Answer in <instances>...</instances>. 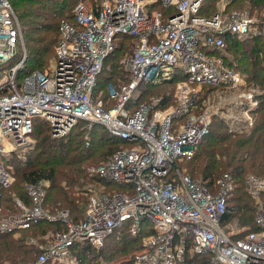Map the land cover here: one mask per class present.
Instances as JSON below:
<instances>
[{
  "label": "built area",
  "instance_id": "1",
  "mask_svg": "<svg viewBox=\"0 0 264 264\" xmlns=\"http://www.w3.org/2000/svg\"><path fill=\"white\" fill-rule=\"evenodd\" d=\"M157 1L175 12L166 15L152 8ZM205 1L79 0L73 8L75 23L60 22L52 63L19 75L27 57L21 20L10 0H0V69L6 71L0 82V188L14 182L4 156L31 143L35 118L49 122L54 136L86 120L127 143L104 163L89 167L122 188L92 193L82 218L67 210L51 213L43 203L44 180L26 184L31 203L15 196L16 210L2 203L0 190V232L46 219L64 226L30 264H80L77 243L100 248L128 221L133 234L149 230L130 264H182L188 252L209 255L208 264H264V176L248 173L244 179L255 199L257 228L236 230L225 220L235 189L233 175L223 172L210 188L180 165L195 155L214 116L235 132L249 131L264 93L216 52L224 50L227 35L259 33L264 21L252 30L254 18L237 9L201 14ZM118 34L136 39L120 59L131 79L108 83L105 98L103 89L97 92L98 77ZM177 69L186 79L177 83L175 102L159 107L162 97L137 101L143 81L158 84ZM204 86L208 93L199 101Z\"/></svg>",
  "mask_w": 264,
  "mask_h": 264
},
{
  "label": "trees",
  "instance_id": "2",
  "mask_svg": "<svg viewBox=\"0 0 264 264\" xmlns=\"http://www.w3.org/2000/svg\"><path fill=\"white\" fill-rule=\"evenodd\" d=\"M10 1L21 20L26 39L27 57L18 71L19 75L29 68L45 70L51 57L55 56L54 46L60 39L61 20L68 19L75 23L73 5L78 0ZM213 1L206 0L200 13H215L217 10L212 12ZM227 4L234 5L240 11H250V16L256 13L257 18L264 21V0H230ZM151 7L164 11L166 15L175 12L174 7L165 6L162 1L155 2ZM263 21L257 22L260 28ZM226 39L224 50L216 52L223 54L225 50H231L235 58L228 60L223 54L226 60L236 68L243 67L242 69L249 72V79L264 90V32L253 33L243 41L231 35H227ZM135 40L131 35H117V46L106 58L98 77L97 92L103 89L105 98L108 96V83L119 85L131 79L130 71L120 63V59L129 51L130 43ZM16 59H12L9 66ZM181 79H186L185 72L177 69L171 78L158 84L151 85L143 81L135 97L138 102L148 101L150 98L145 96H152V90L149 88L166 84L177 86ZM203 89L205 91L200 92L199 101L204 99L208 90L206 86ZM174 94L172 89L158 93L157 97H162L159 107L175 102ZM259 98L261 103L256 109L258 113L255 124L249 131L235 132L226 121L214 116L209 132L196 147L195 155L180 162L187 172L210 188L214 187L223 172L230 171L235 179V189L228 199L225 220L236 217L243 228L251 230L257 228L254 217L255 204L254 198L246 190L244 179L249 172L264 176V93L259 95ZM31 135L33 141L23 146L27 149L11 151L5 158V164L12 170L16 179L9 187L0 188L2 203L16 210L15 196H18L30 204L26 184L44 180L48 182L44 206L53 213L67 210L75 219H79L86 205L85 194L91 190L85 188V184H109L99 175L91 173L88 167L91 164L104 163L117 147L127 143L103 125L86 120H79L65 135L54 136L49 122L35 118ZM110 184L115 187L114 183ZM117 187L122 188L121 185ZM130 224L128 221L117 227L100 248L88 242L77 243L76 253L80 264H130L132 255L141 246L142 236L149 233V230H143L133 234ZM52 226H55L54 230L64 228L60 221L46 219L16 232H0V264H30L40 254L41 244L44 242L42 236ZM21 231L22 234L18 235ZM244 233L240 232L239 236ZM114 259L117 261L112 263ZM208 261L209 255L188 252L182 264H208Z\"/></svg>",
  "mask_w": 264,
  "mask_h": 264
},
{
  "label": "rangeland",
  "instance_id": "3",
  "mask_svg": "<svg viewBox=\"0 0 264 264\" xmlns=\"http://www.w3.org/2000/svg\"><path fill=\"white\" fill-rule=\"evenodd\" d=\"M79 1V0H78ZM78 1H76V2H74V5H73V7L75 6V4L78 2ZM228 1H230V0H214L213 1V5H214V8L212 9V12H214V11H221V12H223V13H227V14H231V12L232 11H234V10H236V8H235V6L234 5H231V6H228ZM70 9V8H69ZM244 10V11H243ZM242 12H244V13H248V15H250L249 14V12L248 11H246L245 9H242L241 10ZM70 13V11L68 12V14ZM72 13V12H71ZM252 17L254 18V20H255V22H256V27L255 26H251V29L252 30H258V29H260V25H259V23H257V22H262L263 20H261V19H259V18H257V16H256V13L255 14H252ZM22 25V24H21ZM262 31L264 32V30L262 29ZM22 33H23V27H22ZM251 35H253V34H250V35H248L247 37H249V36H251ZM23 37H24V43H25V47H26V39H25V36H24V33H23ZM247 37H242V38H240V40H244V39H246ZM56 46V45H55ZM55 46H54V51H55ZM27 50V49H26ZM222 54V53H221ZM223 54H225L226 56H227V59L229 60V59H233V58H235V56H234V54H233V52L231 51V50H225V52H223ZM55 55V54H54ZM53 58H54V56H52L51 57V59L49 60V62H48V66L52 63V61H53ZM122 58V57H121ZM239 64V63H238ZM47 66V67H48ZM237 68H240L239 70L246 76V78H247V81H250L251 83H254V84H256L257 85V83L256 82H254V81H252V80H250L249 79V72L248 71H246V70H244V69H242L243 67H241V66H239V67H237ZM32 68H29L28 70H26L25 71V73L26 72H28V71H30ZM24 74V73H23ZM22 74V75H23ZM5 75H6V71L4 70L3 71V69H0V82L1 81H3L4 80V78H5ZM107 87V86H106ZM177 88V86L176 85H171V86H169V85H161V86H156V87H151V88H149V89H151L152 91V96L151 95H147V96H145V98H153V97H157V94L158 93H163L164 91H166L167 89H172V91L174 90L175 92H176V88ZM208 88V86H206V89ZM201 91H205V89H201L200 90V92ZM259 91H261V92H263L261 89L259 90ZM205 93V92H204ZM207 93H208V91H207ZM207 93H206V95H207ZM228 94H230V93H228ZM151 96V97H150ZM206 97V96H205ZM204 97V98H205ZM260 101H261V99H260ZM264 104V103H263ZM257 111H256V116H257ZM218 117H220V116H218ZM221 118V117H220ZM222 119V118H221ZM245 132V131H244ZM30 141H28V142H32L33 141V136L31 135L30 136ZM27 142V143H28ZM23 146H25V144H22L21 143V145H17V146H15V148H13V149H11L10 151H8L6 154H5V156L4 157H8L9 155H10V153H11V151H14V150H16V149H19V148H21L22 150H24V149H27V148H24ZM93 165H98V164H93ZM92 164L89 166V167H91V166H93ZM89 167H88V169H89ZM12 171V170H11ZM225 172H230V171H225ZM231 173V172H230ZM249 173H254V172H249ZM14 174V173H13ZM248 174V173H247ZM256 174V173H255ZM258 175V174H257ZM259 176H263V175H260L259 174ZM15 179H16V177H15V175H14V181H15ZM105 181H107V180H105ZM107 183H109L108 185H106V186H104V185H102V184H98L97 182H88V183H86L85 184V188H90L91 190L88 192V193H86L85 194V196L87 197L86 199V205H85V207H84V211L82 212V215L80 216V218H82L83 216H84V213H85V211H86V209L88 208V205H89V199H90V195L92 194V193H95V192H99V191H108V190H113L114 188H116V189H119L117 186V183L116 182H114V184H115V187H113L111 184H110V182H107ZM247 190V189H246ZM234 192V191H233ZM248 192V191H247ZM249 193V192H248ZM250 194V193H249ZM251 195V194H250ZM252 196V195H251ZM253 198V197H252ZM263 199H264V196H263ZM253 201H254V204H255V199H253ZM7 207V209L8 210H12V209H10L8 206H6ZM11 207V206H10ZM12 208V207H11ZM51 213H53L52 211H50ZM59 211H57V212H55V213H53V214H57ZM229 221H231V223H232V227L233 228H235L236 230H238V229H243V227L239 224V222H238V219L236 218V217H234L233 219H231V220H229ZM47 224V223H46ZM54 227L55 226H52V227H50V229H48V232L46 233V234H44L43 236H42V239L44 240V242H43V244H41L42 246H44V245H46V243L48 242V238L52 235V234H54V233H56L58 230H54ZM22 232L23 231H21V232H18L17 234L19 235V234H22ZM139 248L140 247H138V249H137V251L139 250ZM137 251H135V253L137 252ZM134 253V254H135ZM133 254V255H134ZM133 255H132V258H133ZM115 261H117V260H113L112 261V263L113 262H115Z\"/></svg>",
  "mask_w": 264,
  "mask_h": 264
}]
</instances>
